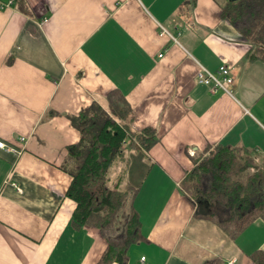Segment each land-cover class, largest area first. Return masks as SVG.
<instances>
[{
    "label": "crops",
    "instance_id": "obj_1",
    "mask_svg": "<svg viewBox=\"0 0 264 264\" xmlns=\"http://www.w3.org/2000/svg\"><path fill=\"white\" fill-rule=\"evenodd\" d=\"M228 1L0 0V264H99L107 241L73 224L61 165L81 137L71 116L113 90L133 129L160 136L127 152L144 239L125 264H254L264 221L233 238L195 215L182 186L209 145L248 146L264 161V63L222 16ZM221 65L229 91L199 82L202 67Z\"/></svg>",
    "mask_w": 264,
    "mask_h": 264
},
{
    "label": "trees",
    "instance_id": "obj_2",
    "mask_svg": "<svg viewBox=\"0 0 264 264\" xmlns=\"http://www.w3.org/2000/svg\"><path fill=\"white\" fill-rule=\"evenodd\" d=\"M222 16L252 45L249 56L264 63V0H229ZM133 118L119 90L110 93L105 106L93 103L71 116L81 137L68 146L61 168L72 178L67 196L76 202L73 224L96 226L107 241L99 264L127 263L130 247L144 239L131 202L121 218L136 191L126 182L127 152L149 150L160 136L150 126L136 131ZM194 163L182 186L196 216L213 220L233 238L264 221V161L256 149L219 142L195 155ZM251 257L254 264H264V250H254ZM210 264L226 263L217 257Z\"/></svg>",
    "mask_w": 264,
    "mask_h": 264
},
{
    "label": "built area",
    "instance_id": "obj_3",
    "mask_svg": "<svg viewBox=\"0 0 264 264\" xmlns=\"http://www.w3.org/2000/svg\"><path fill=\"white\" fill-rule=\"evenodd\" d=\"M164 31L166 30L164 29ZM198 80L199 82L208 85L213 91L217 89L229 91V88L234 83L235 78L228 66L221 65L216 71H210L202 67L198 73ZM0 147H6V143L1 139ZM142 259H145V257Z\"/></svg>",
    "mask_w": 264,
    "mask_h": 264
},
{
    "label": "rangeland",
    "instance_id": "obj_4",
    "mask_svg": "<svg viewBox=\"0 0 264 264\" xmlns=\"http://www.w3.org/2000/svg\"><path fill=\"white\" fill-rule=\"evenodd\" d=\"M128 203H129V201H128V199H127L126 202H125V204H124V206H123V212H122V214H121V218H122V220L125 219L124 216L126 215V211H127V209H128Z\"/></svg>",
    "mask_w": 264,
    "mask_h": 264
}]
</instances>
